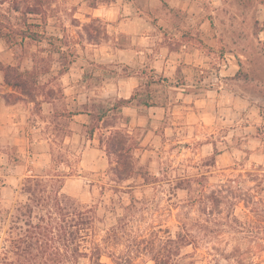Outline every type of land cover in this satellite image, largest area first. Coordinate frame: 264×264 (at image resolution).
I'll return each instance as SVG.
<instances>
[{"label":"rangeland","instance_id":"1","mask_svg":"<svg viewBox=\"0 0 264 264\" xmlns=\"http://www.w3.org/2000/svg\"><path fill=\"white\" fill-rule=\"evenodd\" d=\"M89 1L55 0L28 15V27L32 1L0 0L4 23L46 38H0L3 65L31 68L37 53L45 71L43 89L0 125L1 197L11 202L27 175L60 174L63 191L95 207L103 229L125 214L114 249L122 255L135 239L130 264H155L145 248L179 231L196 238L182 264H264V0H200L194 19L173 0H115L98 10ZM3 79L0 71V97L17 101ZM133 86L152 105L134 102L114 128L89 136L77 124L88 117L69 116L86 100L111 108Z\"/></svg>","mask_w":264,"mask_h":264},{"label":"trees","instance_id":"2","mask_svg":"<svg viewBox=\"0 0 264 264\" xmlns=\"http://www.w3.org/2000/svg\"><path fill=\"white\" fill-rule=\"evenodd\" d=\"M30 1L32 2L23 11V21L28 27L34 25L28 23V15H43L55 0ZM97 1L90 0L89 5L96 7ZM15 10L20 11L18 7ZM1 16H4L3 13H0ZM0 20V38L3 40L11 34L39 44L46 40L44 32L8 25L1 18ZM4 29L8 31L3 33ZM259 31L255 33L259 34ZM48 43L53 45L51 38ZM58 48L60 55L65 54L62 47ZM37 56L34 53L31 68L25 69L13 65L5 66L0 62L5 83L18 90L20 96L34 98L35 92L44 87L40 82V77L45 72L40 65L43 60L37 59ZM68 63H63L62 71L66 70ZM9 96L6 95L7 101ZM134 102L139 106L152 105L149 95L137 91L129 98L118 99L111 108L95 102L84 103L80 106L82 109L69 112V116L88 114V133L92 136L101 125L116 126L115 116L120 114L124 106ZM116 109V113H112ZM62 176L50 173L42 176L29 175L25 177L21 187L15 190L11 202L0 195V264H83L84 260L88 264H106L103 261L104 255L110 256L116 264H130L133 261L131 249L137 245L135 239L126 240L128 251L122 255H118L114 249L128 229L125 214L119 217L117 224L103 229L100 226L102 220L95 207L83 206L63 191ZM195 241L196 238L191 234L179 231L176 236L170 234L165 239H152L151 244L145 248V253L155 264H182L179 262L182 248Z\"/></svg>","mask_w":264,"mask_h":264},{"label":"crops","instance_id":"3","mask_svg":"<svg viewBox=\"0 0 264 264\" xmlns=\"http://www.w3.org/2000/svg\"><path fill=\"white\" fill-rule=\"evenodd\" d=\"M127 1L130 4L132 2L131 0H127ZM173 1H175L177 3V7H176L177 9H175V10L184 11L185 13L188 14L190 19H194L196 17L197 13L200 10L203 9V7L201 6L202 5V1H200V0H173ZM114 2H115V0H102V2L97 1V6L96 7H91L90 5H89V7L91 9H93V10H98L99 7H100V3L109 5L110 3L114 4ZM172 6L173 5L169 6V10H172L174 8ZM100 14H102V13H100ZM107 14L109 16L110 13L108 12ZM167 28H170V27H162V30L166 31ZM133 30L134 29L131 28V29H129V32H133ZM111 31L114 32V34H118L119 35V34H125L128 30L126 29V27H112ZM95 43L97 45L99 44V42H95ZM76 45H79V44L75 43L74 47H76ZM183 47H186V44H184ZM67 48H69V45H67ZM185 62L189 63L188 61H185ZM32 63H33V60H32ZM75 64H76V60H71L68 63V66H67V68H66V70L64 72H67L68 69L70 71L74 67ZM81 71L83 72V74H85L84 68H82ZM3 81H4V79H3ZM4 83H5V81H4ZM6 85H8V84H6ZM8 86H10V85H8ZM135 87L136 86H133V87H131V90L129 89V91H130L129 94H119V99L120 98H129L134 93L133 90L135 89ZM12 89H13V87H12ZM13 90H14V92L18 91V90H15V89H13ZM14 92L12 94H14ZM18 94L20 95V92H18ZM6 95H9V94H5L4 96L0 97V125L1 124H5L6 127H7V124H8L7 122L12 118L13 113L15 112V110H17V106H19V104L22 101H25L26 97L25 96H21V98L19 97L17 99V101L11 103V102L6 100ZM87 102H88V100L82 102L80 104V106H82V104L87 103ZM131 107H132V104H130L129 106H124L122 108V110L127 109V108H131ZM146 107H151V106H146ZM80 109H82V108L80 107ZM75 111H78V109H76ZM72 112H74V111H72ZM82 115H85V116L88 117V114H86V113H78V114H73L72 116H70V118L71 119L75 118L74 121H77L78 116H82ZM88 123H89V117H88L87 121H83V122L77 121V124L81 125V126H87ZM114 127L115 126L110 127V128H114ZM97 129H100V128H97ZM96 130H95V132H96ZM36 141H37V143H41L43 140L36 139ZM39 155H43V154L41 153ZM27 176H29V175H27Z\"/></svg>","mask_w":264,"mask_h":264}]
</instances>
